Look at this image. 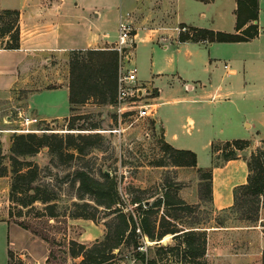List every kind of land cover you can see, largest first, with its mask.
Listing matches in <instances>:
<instances>
[{"label": "crops", "instance_id": "obj_1", "mask_svg": "<svg viewBox=\"0 0 264 264\" xmlns=\"http://www.w3.org/2000/svg\"><path fill=\"white\" fill-rule=\"evenodd\" d=\"M125 3H128L127 0H0V9L18 10L20 30L18 48L0 47V102L3 96L9 97V92L21 90L25 92L20 100L23 108L17 107L16 111L31 118L29 126L38 121L65 119L71 115L68 99V59L71 51L113 46L118 37L120 21L132 27L134 47V40L140 31H145L150 38L154 34L160 35L158 38L162 44L171 41L177 44V51L186 47L192 53L188 58V62L192 63L191 75L186 71L177 75L186 94L174 101H186L188 106L183 108H192L196 116L186 117L191 130H194H190L186 136L187 145L177 143L181 138L166 116L155 118L165 142L174 148L193 151L197 157V167L207 168L212 164L213 141H251V145L241 150L237 158L212 169L211 206L218 211L230 207L233 203V188L247 179L244 156H248L258 141L264 139L259 127L249 122L238 107L239 101L246 100V85L251 84L246 76L250 78L248 69L253 63L259 67V76L252 78L253 87H256L259 96L264 92V0H257V20L254 22L258 27V35L249 41L238 42H181L177 29L184 24L185 27L234 32L235 0H135L131 10L123 13L121 7ZM251 45L254 48L247 52ZM186 75L196 79L188 82ZM154 93L158 94V90L154 89ZM14 102L10 101V104L15 105ZM225 105H231L238 113L234 121L224 112ZM219 108L222 110L214 116ZM6 118L11 119L9 115ZM180 118L181 114L176 112L174 122ZM201 150L209 151L207 164L200 163ZM262 220L264 218L236 227L243 230L239 233L244 236L254 234L261 248L254 261H251L252 247L249 249L244 244L243 249L239 247L237 253L227 256L231 264L260 263L261 250L264 248ZM12 227L20 229L8 219H0V249L5 259L3 264L8 262V250L16 252L23 247L11 244ZM225 228L220 227L214 234L224 233ZM210 235L213 233L207 234L208 241ZM247 242L251 243L249 240Z\"/></svg>", "mask_w": 264, "mask_h": 264}, {"label": "rangeland", "instance_id": "obj_2", "mask_svg": "<svg viewBox=\"0 0 264 264\" xmlns=\"http://www.w3.org/2000/svg\"><path fill=\"white\" fill-rule=\"evenodd\" d=\"M127 2L121 7L123 13L131 10L135 0H127ZM159 36L154 34L153 38H150L145 34V31H140L134 40L135 47L133 42L130 46L132 58L125 63L127 68H136L137 80L147 84V88L151 92L154 93V89L158 90V94L154 93L151 101L149 100L152 104L156 103L157 105V113L154 117H138L135 113L125 114L122 115L120 126H118V123H115L116 111L110 105L96 106L93 103L85 106L80 105L72 113L86 117L82 116L77 119L74 126L79 127L83 124L88 127L91 123H96L98 127L91 130L100 132L99 134L104 138L103 145L71 161L65 157L57 158L46 147H42L34 156L29 158L39 166L37 182L41 185H47L55 196L53 201L55 202V216L47 215L44 209L45 204L39 201L27 207L12 203L9 200L11 174L9 172L6 176L0 177V219H8L13 225L24 230L21 231L12 227L11 244L14 247L16 245L23 247L20 251H11L10 264H34L36 261L40 264H71L80 259V257L73 258L69 253L72 240L89 245L102 238L105 230L103 224L105 217L102 212L97 214L101 218L97 221L72 218L67 215L71 202L77 200L75 197L77 184L73 182L71 172L80 166L96 177H100L102 170L114 176L118 182L121 197L124 199L129 198L134 193L133 190L142 189L146 190V197L154 200L165 191L168 183H170L168 188L171 191H174L175 186H178L179 196L182 199L185 198L183 200L192 205L193 208L187 211H178V218L170 220L171 222L175 220L176 226L192 222L196 229L205 230L206 235L209 232L213 233L210 235L209 241L206 240L205 259L207 264H231L227 256L237 253L239 247L243 249L244 244L249 249L252 247L250 251L251 261H254L253 258L255 255L257 256L261 248L259 240L254 234L253 236L240 234L239 232L243 230L236 228L241 224L250 223L239 219L238 213L234 210H213L205 197L200 199V181L195 169H177L171 165H155L159 160L165 161L157 143L161 131L155 118L166 116L170 120L172 128L181 138L177 143L187 145L186 136H188L191 126L186 117H196L192 108H183L188 106L186 101H174V99H180L186 94L182 82L177 79V75H181L182 71L191 75L192 63L188 62V58L191 57L192 53L186 47L177 51V44L171 41L162 44ZM6 38H0V47H3ZM253 46L248 47L247 52L253 49ZM247 49L245 48V51ZM258 69L259 67L254 63L252 66L250 65L248 69L250 78L247 79L248 76H246V80L250 81L251 84L246 85V100L239 101L238 107L246 115L249 122L259 127L260 135L264 137V92L259 96V92L252 84V78L256 79L259 76ZM189 75H186L188 82L196 79L194 77L191 79ZM24 95V91L13 90L9 92V97L3 96L1 98L0 142L2 151L6 156L9 152L11 134L21 128V117H19L16 109L17 107L23 108L20 100L23 99ZM10 101H15V105L10 104ZM219 110L222 109H217L214 116L218 114ZM223 110L231 120L236 119L238 113L234 111L231 105H225ZM176 112L181 114V118L174 122ZM7 115L10 116V120H7ZM67 124V119L38 121L32 123L29 128L33 130L31 132L38 134L44 132L39 128H50L47 132H58V134L79 132L76 129H68ZM114 128H120V130L112 133L111 130ZM258 145L264 147V142L259 140ZM208 155H210L208 150H201L199 152L200 163L207 164ZM5 164L9 168L8 157L5 159ZM86 200L89 201L87 198ZM173 208L175 207L166 208L162 205L158 214L160 216L163 213H174ZM259 218H264V209L260 210ZM261 224L264 226V220L261 221ZM220 227L227 228H225L224 233L215 235L214 233L217 232L215 230ZM248 240L251 243H248ZM160 242H171V236L168 235ZM207 249L209 250L208 256ZM137 250L146 253L147 257H152L155 252L153 242L147 240H144ZM4 260L3 252L0 249V264H3ZM170 260L173 258L163 259L159 263L170 264ZM113 262L114 264H146L137 258L134 250L125 246L121 247L120 253L114 257Z\"/></svg>", "mask_w": 264, "mask_h": 264}, {"label": "trees", "instance_id": "obj_3", "mask_svg": "<svg viewBox=\"0 0 264 264\" xmlns=\"http://www.w3.org/2000/svg\"><path fill=\"white\" fill-rule=\"evenodd\" d=\"M209 2L211 0H201ZM234 32L214 31L206 28L187 27L180 31L178 40L199 42H238L249 41L258 35L257 0H235ZM19 12L16 9H0V38L4 40L3 47L16 49L20 43L18 24ZM185 26L181 24L180 27ZM118 53L111 47L100 49H82L70 52L68 59V99L71 115L67 119L68 129L79 132H13L10 136L8 156L2 151L0 142V177L11 174L9 200L21 207H27L35 202L45 204L49 216H55V196L47 185L37 182L39 166L29 158L42 147L61 159L71 161L86 155L92 149L103 145V136L96 129V123L85 127H76L74 123L83 115L72 113L80 105L93 103L99 105H114L116 99ZM86 117V116H83ZM117 118L115 117V123ZM85 130L88 132H82ZM264 142V139H261ZM159 150L164 160L155 163L157 166L171 165L174 167L194 168L199 179V198L205 197L212 204V169L222 163L235 159L238 153L249 147L247 139H232L213 141L211 143L212 164L210 167H197L196 154L188 149H178L165 142L160 132L157 138ZM9 159V168L5 159ZM247 164L246 182L233 188V203L226 209L238 213V218L250 224L259 219V212L264 209V147L256 146L248 156H244ZM73 182L77 184L75 197L67 215L72 218L101 220L103 213L104 234L89 245L71 241L69 253L73 258L80 259L71 264H114L113 259L122 246L135 251L137 258L146 264H160L163 259H172L170 264H207L205 259L207 235L205 230L196 229L192 222L176 226L178 211L193 208L178 194L177 187L171 191L170 183L165 191L154 200L145 196L146 190L135 189L127 199L121 197L118 182L114 176L102 170L100 177L91 174L80 166L71 172ZM178 185V184H176ZM203 190V191H202ZM201 194V195H200ZM86 198L90 201H87ZM173 208L174 213H163L159 216L160 206ZM212 207V206H211ZM225 210V209H223ZM170 219H175L171 222ZM264 229V228H263ZM264 234V230H263ZM171 236V242H160ZM147 240L154 244V255L147 257L146 253L137 250L141 243ZM116 250V252H115ZM11 251L8 250L10 264ZM264 264V248L261 250L260 263Z\"/></svg>", "mask_w": 264, "mask_h": 264}, {"label": "built area", "instance_id": "obj_4", "mask_svg": "<svg viewBox=\"0 0 264 264\" xmlns=\"http://www.w3.org/2000/svg\"><path fill=\"white\" fill-rule=\"evenodd\" d=\"M178 31H186L187 27H178ZM132 27L124 22L120 21L118 24V37L114 45L111 46L118 53V65H117V81H116V99L113 107L116 111V118L118 126H120L121 117L125 114L135 113L138 117H154L156 113L155 103H151V99L154 93L147 88V84L139 82L136 76V68H127L125 63L132 58V52L130 46L132 43ZM150 100V101H149ZM21 117L20 126L17 132H31L29 124L31 118L18 112ZM120 128H114L112 133L118 132ZM34 264H40L36 261Z\"/></svg>", "mask_w": 264, "mask_h": 264}, {"label": "water", "instance_id": "obj_5", "mask_svg": "<svg viewBox=\"0 0 264 264\" xmlns=\"http://www.w3.org/2000/svg\"><path fill=\"white\" fill-rule=\"evenodd\" d=\"M106 173H108V172H106ZM162 241V240H161ZM164 243V242H163Z\"/></svg>", "mask_w": 264, "mask_h": 264}]
</instances>
